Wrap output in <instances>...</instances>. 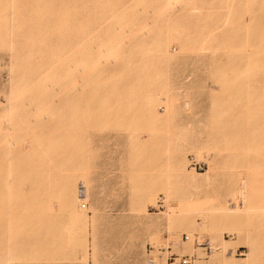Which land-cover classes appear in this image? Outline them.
<instances>
[{
  "label": "rangeland",
  "instance_id": "374dc122",
  "mask_svg": "<svg viewBox=\"0 0 264 264\" xmlns=\"http://www.w3.org/2000/svg\"><path fill=\"white\" fill-rule=\"evenodd\" d=\"M243 183L239 240L212 217ZM76 190L84 229L61 206ZM40 206L86 263L16 247ZM149 246L264 264V0H0V264H143Z\"/></svg>",
  "mask_w": 264,
  "mask_h": 264
},
{
  "label": "bare ground",
  "instance_id": "6f19581e",
  "mask_svg": "<svg viewBox=\"0 0 264 264\" xmlns=\"http://www.w3.org/2000/svg\"><path fill=\"white\" fill-rule=\"evenodd\" d=\"M148 111L149 110H147V112ZM156 116H157V114H156ZM244 183H243V186L240 187L238 190H233L228 197L219 198V199L215 200L214 204L217 205L218 208L216 209V211H215L216 213L213 214V217H212L213 220L215 221L214 224L216 226H218L220 228V230L227 231L228 233H230L229 235L236 236V238H238L239 240L244 238V236L242 234V229H241L242 215L239 214L238 212H236L235 210H232L231 209V205L237 200L238 194H240L241 196L244 195ZM163 185L166 186V184H163ZM160 187H162L161 184L160 185L156 184V185L150 186L148 188L147 192L141 197L140 200H138V203L139 204L141 203L140 206L143 205V200L144 199H146V198L147 199L154 198L153 196H154L155 191L157 189H159ZM245 188H246V186H245ZM70 192H72V191H70ZM79 197H80V192L78 190H76V191H74L72 193L71 197H69L68 199L66 198L67 200L65 202L61 203V206H62V209L64 210L63 212H65L67 214L68 218H69L70 226H73L75 224L78 225L81 222V224L83 225L82 229H84L87 226V223H88L87 217L86 216H79L77 214V212H76V209H75V203H76V201H77V199ZM84 207H85V205H82V208H84ZM26 211H28V216H27L28 220L26 221L27 224L25 225V229L26 230H23L22 234L20 233V235H19L20 236L19 237L20 240L17 243L16 247H18V248L20 247L23 250L25 249V251H26V249H28V250H30L29 251V253H30L31 250H34V249L35 250H40V251L41 250L45 251V250H48V249L50 250V248H52L53 246L59 245V244L60 245L61 244L62 245L63 244H67V245L71 246L74 250H76L77 248L83 249L84 261H85V263L88 261L87 260V256L89 254L87 255V252H88L86 250L87 245L85 244L87 242L86 241L87 238H86V240L84 238H82L80 240H78L77 237L75 238L74 237L75 233L73 232L74 231L73 227L71 228V230L69 229V231H71V232H69V234H70L69 238H67V239L65 238L66 240H64L63 239L64 237H59L55 233L54 227L51 224L47 223L46 220H45V216L43 214L47 211V208L44 207V206L43 207L40 206V208L39 209L36 208V210L32 208V209H29V210H26ZM182 221L184 222V226H183L184 228H189L190 226H192L191 219H189L188 223H187L188 220H186V219H182ZM171 223H173V222H171ZM174 224H176V223H174ZM177 224H179V223H177ZM213 228H215V227H213ZM82 229H81V231H83ZM73 233H74V235H73ZM86 233L84 234L85 237L87 235ZM221 233H223V232H221ZM218 241L223 246H228V245L234 246L235 243H236V241L227 242L226 240H223L221 236H218ZM5 243L8 244V241H6ZM5 243H3V244H5ZM216 243H218V242H216ZM6 246L8 247V245H6ZM82 246L85 247V248H83ZM48 251L44 252V255L47 254ZM6 252H8V250H6ZM33 252L34 251H32V253ZM222 252H224V250ZM3 253H5V252H3ZM41 253H43V252H41ZM248 259H249V257L246 258V259H243V261H247ZM237 261H239V260H237Z\"/></svg>",
  "mask_w": 264,
  "mask_h": 264
},
{
  "label": "built area",
  "instance_id": "2783aa9c",
  "mask_svg": "<svg viewBox=\"0 0 264 264\" xmlns=\"http://www.w3.org/2000/svg\"><path fill=\"white\" fill-rule=\"evenodd\" d=\"M206 168L207 164L204 160L198 159L193 155L188 156L187 170L197 173L203 172ZM166 209L167 203L163 195H159L155 205L150 207V211L153 213L161 212ZM182 239L184 242L191 240L188 235H183ZM192 242L198 249H202L207 255L212 254L218 249L214 248L208 240L198 237L197 235L193 237ZM171 250L170 247H159L155 249L149 246L145 251L143 264H190L192 262L193 257L173 253ZM227 254L231 255L232 251L228 250ZM244 256L245 251L243 249H238V253H236L235 257Z\"/></svg>",
  "mask_w": 264,
  "mask_h": 264
}]
</instances>
